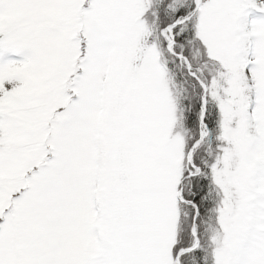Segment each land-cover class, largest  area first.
Instances as JSON below:
<instances>
[{"label":"snow or ice","instance_id":"1","mask_svg":"<svg viewBox=\"0 0 264 264\" xmlns=\"http://www.w3.org/2000/svg\"><path fill=\"white\" fill-rule=\"evenodd\" d=\"M0 264H264V0H0Z\"/></svg>","mask_w":264,"mask_h":264}]
</instances>
